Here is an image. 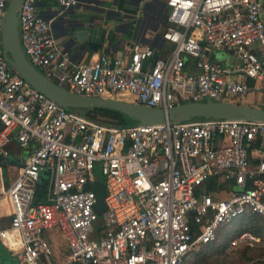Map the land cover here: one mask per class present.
<instances>
[{
  "label": "built area",
  "instance_id": "built-area-1",
  "mask_svg": "<svg viewBox=\"0 0 264 264\" xmlns=\"http://www.w3.org/2000/svg\"><path fill=\"white\" fill-rule=\"evenodd\" d=\"M38 1L23 2L22 48L39 71L73 92L126 96L166 110L264 92V0H168L162 37L172 47L163 54L134 44L128 59L103 53L78 64L62 51L54 19L38 13ZM9 3L0 0V156L10 157L14 141L33 147L6 193L11 222L0 221V241L19 264H183L232 220L264 218V122L115 126L67 109L6 60L2 22ZM80 4L59 0L62 12ZM214 49L232 52L235 65L218 63ZM98 168L106 188L102 213L94 190ZM44 174L48 201L35 203ZM214 174L243 191L222 190L217 199L200 193ZM55 232L69 249L63 263L53 259ZM258 242L249 231L230 240Z\"/></svg>",
  "mask_w": 264,
  "mask_h": 264
},
{
  "label": "water",
  "instance_id": "water-1",
  "mask_svg": "<svg viewBox=\"0 0 264 264\" xmlns=\"http://www.w3.org/2000/svg\"><path fill=\"white\" fill-rule=\"evenodd\" d=\"M86 6L79 10L80 15L72 17L70 9L67 11L52 9L57 17V23L63 24L58 38L61 40L63 52H74L84 55L89 50L111 49L118 47L115 43L117 33L126 34L119 29L113 31L106 27L99 34V41L92 39L98 31L95 20L103 19L107 22L124 23L123 27L135 25L134 36L142 31V23L146 15V3L137 6L136 13L118 11L120 0H85ZM24 0H10L8 9L2 22V41L4 56L9 64L35 89L54 100L67 109H80L89 112L98 108L119 111L144 125H161L167 122H185L199 118H219L241 121L264 122V109L253 105H245L227 100H211L186 102L168 110L149 107L132 101L101 96H88L73 92L62 87L46 77L26 57L20 41L19 17ZM89 13H93L88 15ZM99 14L103 17H100ZM167 11L163 14L165 18ZM3 157L0 156V162ZM45 180V174L41 181ZM235 191H243L235 186ZM94 190L98 196L97 211L105 209L106 188L97 184ZM19 264L12 252L0 241V264Z\"/></svg>",
  "mask_w": 264,
  "mask_h": 264
},
{
  "label": "crops",
  "instance_id": "crops-1",
  "mask_svg": "<svg viewBox=\"0 0 264 264\" xmlns=\"http://www.w3.org/2000/svg\"><path fill=\"white\" fill-rule=\"evenodd\" d=\"M81 4L71 8V16L75 17L80 15L79 10L83 9L86 6L85 0H80ZM168 0H120L118 11L121 12H129L136 13L137 6L143 5L146 3V15L145 20L142 23V31L137 36H134L135 25H131L130 27H123L124 23L117 21L107 22L103 19L95 20L94 23L98 26L97 33L92 37L93 40L99 41V34L105 27L107 29L118 31L122 29L123 31H127L126 34L117 33L115 43L118 44V47L113 46L111 49H99L97 51L89 50L84 55L75 54L74 52H68L71 60L78 64L83 61H87L90 56L94 54H103L108 53L114 57H120L123 59H128L130 57V51L127 49L128 46H133L134 44L141 45H150L159 50L160 53H163L165 50L171 48V44L165 42L163 40L162 34L166 28V18L163 17L165 11H167ZM60 8L59 0H39L37 5L38 13L44 18L50 20L54 19L51 31L52 34L56 37L57 41L61 45V40L58 38V35L61 33L63 28V24L57 23V17L51 12L52 9ZM93 13H89L91 15ZM100 17H103L99 14ZM223 57L221 61L222 65L232 67L236 63L235 56L230 51H222ZM250 83L253 85V80H250ZM241 98L242 101H238L237 99L232 100V102H237L240 104L247 105H255L256 101L261 102L264 100V92L262 91H252L245 96L238 97ZM33 147L22 148L20 145L14 141L10 145L11 155L8 159H4L0 162V219L7 224L6 227L9 226L12 219V205L7 196V190L13 183V181L18 176L19 168L25 164L31 150ZM2 164H7L8 168L6 171L1 169ZM12 252V251H11ZM14 258L18 259L16 253L12 252ZM10 264H14V261L9 260Z\"/></svg>",
  "mask_w": 264,
  "mask_h": 264
},
{
  "label": "trees",
  "instance_id": "trees-1",
  "mask_svg": "<svg viewBox=\"0 0 264 264\" xmlns=\"http://www.w3.org/2000/svg\"><path fill=\"white\" fill-rule=\"evenodd\" d=\"M73 110L80 111L86 114V116L90 119L97 120L109 125L134 126L139 124L137 120L119 111L112 109L98 108L91 110L89 112L80 109H73ZM234 186H235L234 181L231 180L220 181V175L214 174L206 181L205 185L201 188L200 193H208L212 195L215 199H217L222 190L231 191L234 189ZM47 194H48V182L45 179L44 181H41L38 185L35 203H46L48 201ZM0 221L4 227L7 226V224L4 223L1 219ZM244 231H249L254 235L261 237V239L264 240V218L256 214H250L243 217V220L241 221V225L236 230V234L242 233ZM220 242H221V237L219 236L217 241L207 245H203L202 250L198 253V257H200V259L202 258L200 262L203 261L204 263L205 258L207 257L205 256L204 251L205 250L207 251V249H210L211 247H215V246L217 247L220 244ZM242 254L246 260H251L254 257H263L264 249H254L252 247L247 246L243 249Z\"/></svg>",
  "mask_w": 264,
  "mask_h": 264
},
{
  "label": "rangeland",
  "instance_id": "rangeland-1",
  "mask_svg": "<svg viewBox=\"0 0 264 264\" xmlns=\"http://www.w3.org/2000/svg\"><path fill=\"white\" fill-rule=\"evenodd\" d=\"M164 53V52H163ZM161 53V54H163ZM213 57L217 61H221L223 55L222 50H216L214 49L212 52ZM110 98H120L124 100H130L126 96H109ZM238 101H242L241 98H236ZM234 102V101H233ZM247 105V104H245ZM257 107H261L264 109V100L261 102L256 101L255 105ZM8 168L7 164H2L1 169L3 171H6ZM96 176L98 178V183L101 185H105V177L102 175L101 169L98 168L96 171ZM226 195H223L222 197H225ZM242 218H238L235 220H232L231 222L225 224L220 232L219 236L221 237L220 244L216 247H211L210 249H207V251H204L205 256V262H200V257H198V253L202 250V247H200L197 251L192 253L190 257L185 261L184 264H264V256L263 257H254L251 260H246L242 254V251L245 247L248 245H238V246H231L230 240L231 238L237 237L240 233L236 234V230L241 225ZM52 247L54 250L53 259L57 263H63L67 260V255L69 253V249L67 247V244L64 242L61 235L57 234L56 232L53 233V241H52ZM254 249H264V240L260 237V242L256 243L254 246H249Z\"/></svg>",
  "mask_w": 264,
  "mask_h": 264
}]
</instances>
